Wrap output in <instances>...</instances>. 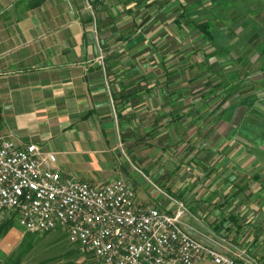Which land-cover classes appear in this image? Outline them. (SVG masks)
<instances>
[{"label": "crops", "instance_id": "1", "mask_svg": "<svg viewBox=\"0 0 264 264\" xmlns=\"http://www.w3.org/2000/svg\"><path fill=\"white\" fill-rule=\"evenodd\" d=\"M30 1L20 7L13 3L15 11L9 12L0 0V136L14 146L35 144L53 152L62 178L97 186L122 179L134 192L117 156L129 151L160 181L154 163H167L161 154L185 138L180 155L193 158L188 167H210L218 159L219 179L226 182L221 192L210 194L212 199L223 193L219 209L227 211L219 229L217 222L207 230L215 238L206 241L199 227L191 231L227 255L264 264V188L255 178L264 180V142L256 134L262 123L249 120L254 112L244 109L234 122L236 111L223 108L224 102L219 109H200L211 69L221 57L204 58L215 44H191L193 30L183 28L184 12H171L178 4L183 10L185 0H103L97 12L88 0H58L53 6L42 0L29 7ZM212 4L207 0L203 6ZM34 9L45 12H30ZM217 15L220 21L227 18ZM165 20L175 26L173 33L163 26ZM199 52L203 58L197 60ZM197 82L202 87L192 86ZM220 124L229 129L219 131ZM233 135L237 139L231 140ZM147 146L156 150V160L133 153ZM165 186L175 192V185ZM135 195L137 204L146 205L137 189ZM167 195L174 208L163 210L174 212L181 202ZM187 216L202 223L188 210Z\"/></svg>", "mask_w": 264, "mask_h": 264}, {"label": "built area", "instance_id": "2", "mask_svg": "<svg viewBox=\"0 0 264 264\" xmlns=\"http://www.w3.org/2000/svg\"><path fill=\"white\" fill-rule=\"evenodd\" d=\"M174 212L136 203L122 179L101 186L62 178L56 155L0 136V222L27 232L65 229L68 241L103 264H258L227 255L187 233Z\"/></svg>", "mask_w": 264, "mask_h": 264}, {"label": "rangeland", "instance_id": "3", "mask_svg": "<svg viewBox=\"0 0 264 264\" xmlns=\"http://www.w3.org/2000/svg\"><path fill=\"white\" fill-rule=\"evenodd\" d=\"M57 1L58 0H47V4L53 6L57 3ZM200 1L198 0L196 1V4H192L190 0H185L183 10L182 6L178 4L174 6L175 9L171 12H184L185 18H187L185 22L187 23L184 24L185 26L183 28H188V30L194 31L188 35V38L192 39L191 44H202V46L207 45V48L216 44L225 50L231 49L228 51L229 53H226V55L221 56L217 54V57L221 58H218V60L215 61L216 63L214 66L216 68L215 71L218 70L217 75L219 76L221 70L222 75L226 76L228 74V81L231 83L234 80L236 82L238 77L243 78L241 82L239 81V84L236 83L235 90L228 94L230 96L225 97L226 100L223 105V108L226 109L227 107V110L236 111L233 121H236L238 114L242 109H244L254 112V116L249 117V120L254 122L258 121L259 124L264 123V117H261L264 113V81L259 82L264 74L259 71L253 73L249 71L250 66H254L260 60L258 47H264V45H261V43H264V4L261 2L263 0H227L228 3L235 4V9L232 7H226L227 3H221V1L224 0H219L221 8H223L225 12L221 11L219 9L220 7L215 5L217 0H208L213 2L212 7L210 8L208 7L209 5H207V7L203 6L204 4H207V0L203 1L204 4L203 2L200 3ZM235 1H238V3ZM13 3L17 6V0H5L3 7H7L9 12H14L15 9ZM172 3L175 4V0H173ZM52 8L53 7H51V9ZM87 8L89 9L88 6ZM169 9L170 8L167 10ZM256 9L258 10V14L255 13V11L251 13ZM232 11L233 14H231ZM30 12L44 13L45 11L43 9H34ZM220 12L227 14L226 20L220 21L218 19L217 14ZM240 14L244 15L240 18ZM211 16H215V18L212 19ZM237 18H240V21L242 18L244 19L239 22L237 21ZM234 19L235 21H233ZM204 21L212 23L211 33L214 35L213 40L206 39V37L204 38V36L201 35L202 33H198L197 30H194L195 26L193 24ZM69 24L74 26V22ZM162 24L167 32L173 33L171 30L174 29L175 26L169 23L168 20H165ZM187 44L188 43H184V45ZM214 49L217 50V48ZM202 58V53L199 52L196 59L199 60ZM171 59L175 61V54L171 57ZM212 60L213 58L209 61ZM244 69L246 70V75L244 72L242 73V70ZM239 72L241 73L240 75ZM210 76L213 80L216 79L215 75L211 74ZM218 79L220 78L218 77ZM221 81L224 83L227 82L226 79H222ZM199 82H201V80H199ZM197 84L199 83L197 82L192 86L202 87V85ZM252 115L253 114H251V116ZM262 127L259 129L257 128V135L263 134ZM222 129H225V131L228 130L229 125H218V130L222 131ZM191 133L192 131L189 132V135H191ZM160 138L163 141V138ZM235 139H237V137L233 135L231 140ZM182 141L185 142V138H182ZM184 142L175 143L174 149H168L164 154L167 156L161 154L160 157H164L167 163H161L160 160L154 163L155 167L159 170L158 174L162 175L160 177L164 180L162 182L161 179L159 181L149 169L139 164L138 159L131 155L129 151H125V154L121 153L117 156L118 165L123 173L124 179L128 181V183L130 182L132 186H135V192L137 189V195L142 194L141 197H145L147 201L146 205H152L158 207L159 209L165 208L164 206H173L174 208V203L170 200V197L167 194L175 195V198L182 203L185 209L194 213L198 220L202 222L199 223L195 221L194 218L188 217L186 214L181 219V226L183 229L199 241H202V238L196 237L194 234L199 231H204L199 234L201 236H205L206 241H212L213 236L207 234V230L209 229L212 231L213 228H211V225L219 222L220 219L226 215L227 211L226 208L219 209V207L222 206V198L220 196L223 193H219L212 199L210 198V194L213 193L214 189H218V191L221 192V189H223L226 182L219 179V175L221 177L223 172L220 171V167H216L219 162L218 159L216 162L210 164V167H204V164H202L201 167H194V171L191 170L188 166L190 165L189 163L193 162V158H191L189 154L183 156L180 155L185 152V150H182V148H185ZM148 146L138 147L133 153H137L139 156L143 155L146 160H154L157 157V154L155 153L156 150L151 146ZM134 148L135 147L133 146V149ZM192 151L194 150L191 149L190 152H188L191 153ZM195 155L198 156L199 153H196L195 151ZM139 156L137 157L140 160ZM187 156H189V158H187ZM202 161L204 160L202 159ZM178 169L180 170L177 171ZM164 184L167 186L175 185V192L170 189L168 190ZM138 190L140 191L139 193ZM203 225H205V227ZM193 227H199L197 228L199 231L193 233L191 231ZM62 231V229L57 228L52 231L42 232L38 235L36 240L33 242L34 246L31 250L24 253L23 257H20V264H103L94 256H90V254L82 252L79 248L78 251L76 245L71 244L68 241L67 235L65 236ZM23 237L24 232L22 228L15 223L14 227H12L0 238V250L6 255L15 254L18 250H20L19 246ZM228 237H231V234L228 235ZM204 243L215 248L210 243Z\"/></svg>", "mask_w": 264, "mask_h": 264}, {"label": "trees", "instance_id": "4", "mask_svg": "<svg viewBox=\"0 0 264 264\" xmlns=\"http://www.w3.org/2000/svg\"><path fill=\"white\" fill-rule=\"evenodd\" d=\"M41 1L42 0H31L29 2L28 6L29 7H32V6L36 5L37 3H40ZM88 2L91 5V8H92V10L94 12H97L99 9L103 8V5H104L103 4V0H88ZM219 2L220 1L217 0L215 2V5H217L218 7H220L219 9L221 11L225 12L224 9L221 8V4ZM223 2L224 3H227V6L226 7H229V8L232 7L233 9H235L234 8L235 4H230V3H228L227 0L221 1V3H223ZM23 3H25V0H17V6H19V7L22 6ZM256 13H258V10H257ZM231 14H233V11L231 12ZM86 20H91V17L89 15H87L86 16ZM233 21H235V19ZM193 25L195 26L196 29L199 30L200 33H202V35L204 36V38L206 37V39L213 40L214 35L211 33V28H212V23L211 22L204 21V22H199V23L193 24ZM126 38H127V36H126ZM261 45L263 46L264 43H261ZM215 46H217V50L213 51L214 53L212 52L210 54L204 55L205 60H208V58L211 57V56H218L217 54H219V55H226V53H229L228 51L231 50V49L225 50V49H223L222 47H220V46H218L216 44H215ZM258 54H259L260 60L254 66L251 65L250 68H249V71L251 73L259 71L260 73H263L264 74V47L263 48L262 47H258ZM213 68H215V67H213ZM213 68L211 69V74L215 75V78L216 79H214V80H216V81H214L212 78H211V80H210V78H208V82L206 83L205 86L206 87H209V90L202 95V99L203 100L200 101V103H199L200 105H202L200 107V109L202 107L204 109L211 108L212 110L219 109L220 106L222 105V103L226 100L225 97H229L230 95H228V94L229 93H232L235 90L236 83L239 84V81L241 82L242 79H243L241 77H238L236 79V82L234 80L231 83L230 81H228V76H227L228 74L226 76H224V75L221 74V70H220V74L218 76L217 75L218 70L215 71L216 68L215 69H213ZM243 72L246 75V70L245 69L242 70V73ZM240 74L241 73L239 72V75ZM218 77L220 79H218ZM222 79H226L227 82L226 83L222 82L221 81ZM260 81H264V76L261 78V80H259V82ZM221 84H223V85H221ZM230 84H233V85H230ZM263 114H262L261 117H264ZM0 119H1V115H0ZM262 126L261 127H262L263 134L262 135H259V139L264 142V123H262ZM257 133H258V131L256 132V134ZM257 142H258V140H257ZM255 178L259 182L261 188L262 187L264 188V180H262L263 179L262 176L259 175V176H256ZM238 191L239 190L236 189L232 196L235 197V195H236V193ZM167 212H169V211H167ZM230 217H231V219H232L233 222H236L235 217H232V216H230ZM15 223L16 222H15L14 218H7V219L1 221L0 222V238L4 234H6L12 227H14ZM220 225H221L220 222L216 225L217 229H219ZM62 230H63L62 231L63 234L66 236L67 235L66 230L65 229H62ZM23 232H24V237H23V240H22V242H21V244L19 246V249L20 250H18V252H16L15 254L6 255V254H4V252H2L0 250V264H20V257L21 256L23 257V254L24 253H27L28 251L31 250V248L34 246L33 242L36 240L37 236L42 233V232H34V233H31V232H27V231H24V230H23ZM74 245H76V244H74ZM76 247H77V250L79 251L77 245H76ZM87 254H90V253H87ZM90 256H93V255L90 254ZM62 264H65V263H62Z\"/></svg>", "mask_w": 264, "mask_h": 264}]
</instances>
